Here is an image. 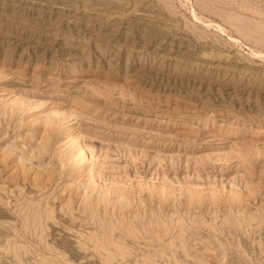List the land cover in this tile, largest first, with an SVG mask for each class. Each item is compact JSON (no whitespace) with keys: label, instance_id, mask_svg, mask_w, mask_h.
<instances>
[{"label":"rangeland","instance_id":"374dc122","mask_svg":"<svg viewBox=\"0 0 264 264\" xmlns=\"http://www.w3.org/2000/svg\"><path fill=\"white\" fill-rule=\"evenodd\" d=\"M0 178V264H264V0H0Z\"/></svg>","mask_w":264,"mask_h":264},{"label":"bare ground","instance_id":"6f19581e","mask_svg":"<svg viewBox=\"0 0 264 264\" xmlns=\"http://www.w3.org/2000/svg\"><path fill=\"white\" fill-rule=\"evenodd\" d=\"M13 95H14V94H13ZM16 100L18 101V99H16ZM13 101H14V100L12 99L11 102H13ZM15 102H16V101H15ZM17 104H18V103H17ZM22 104H23V103H21V104H19V105H22ZM38 107H39V106H38ZM69 116H70V115H69ZM38 119H39V118H38ZM43 121H44V119H43ZM43 121L41 120V122H43ZM45 121L47 122L46 119H45ZM46 122H45V124H44V125H45V128L48 127V126L46 127V124H48V122H47V123H46ZM54 123H55V122H54ZM55 124H57V122H56ZM48 125H49V124H48ZM50 125H53V124H50ZM50 125H49V126H50ZM53 126H54V125H53ZM56 126H57V125H56ZM56 126H55V128L57 129ZM51 127H52V126H51ZM58 127H59V125H58ZM34 128H35V127H34ZM45 128H44V129H45ZM49 128H50V127H49ZM49 128H47V129H49ZM52 128H53V127H52ZM52 128H51V129H52ZM51 129H49V130H51ZM53 129H54V128H53ZM53 129H52V130H53ZM47 131H48V130H47ZM53 131H54V130H53ZM57 131H58V130H57ZM54 132H55V131H54ZM54 132H53V133H54ZM53 133H52V134H53ZM32 134H33V133H32ZM52 134H51V135H52ZM37 135H38V137H37V141L35 140V141L37 142V144H36V145L34 144V145H35V150H31V149H30L29 151L26 150L27 153L25 154V155H26L25 158L30 157V159H32L35 155L37 156L38 153H39V154L41 153L40 155H42V153H45V152L48 151L50 142H49V144H48V138H47V136H45L43 133H42L41 135H39V134H37ZM46 135H48V134H46ZM35 139H36V138H35ZM51 139H52V138H51ZM34 143H35V142H34ZM18 144H19V143H18ZM14 145L16 146V144H14ZM25 146H27V144H26ZM18 147H19V146H18ZM23 147H24V146H23ZM6 148H7V147H6ZM8 148H10V147H8ZM20 148H21V147H20ZM20 148H19V149H20ZM10 149H11V148H10ZM14 149H15V148H14ZM81 149H82V148H81ZM83 149H84V148H83ZM50 150H51V148H50ZM85 150H86V149H85ZM9 152H10V151H9ZM21 152H22V151H21ZM77 152H78V151H77ZM82 152H83V151H82ZM82 152H81V154H82ZM13 153H16V152H13ZM13 153H11V154L13 155ZM19 153H20V152H19ZM24 153H25V152H24ZM81 154H79V155H81ZM70 155H71V154H70ZM70 155H69V156H70ZM79 155H78V157H73L74 159H72V160H73L75 163H80V162H81V158H80ZM38 156H39V155H38ZM7 157H8V156H7ZM13 157H14V156H13ZM11 158H12V157H11ZM34 158H36V157H34ZM42 158H43V157H42ZM8 159H9V158H8ZM18 159L21 160L19 157H18ZM30 159H29V160H30ZM36 159H38V158H36ZM72 160H71V161H72ZM39 161H40V160H39ZM71 161H70V162H71ZM83 161H84V160H83ZM48 162H49V161H48ZM49 163H50V162H49ZM1 164H2V163H1ZM44 164H45V163H44ZM8 166L10 167L9 170H8L9 173L6 174L5 176L3 175L4 177L1 176V177H2V180H1L2 185L6 184V181H7L8 179L10 180V178L12 179V177H13V175H14V176H15L14 178H15L16 180H18V182H19L20 185H21V184H25V186H26L27 182L25 181L26 178H25V176H24V174H23V173H24L23 168L21 169V166H19L15 161H10V162L8 163ZM40 166H41V165H40ZM42 166H43V165H42ZM47 166L49 167V164H47ZM25 167H26V166H25ZM27 167H28V166H27ZM27 167H26V168H27ZM75 167H76V166H75ZM26 168H25V169H26ZM28 168H29V167H28ZM30 168H32V167H30ZM72 168H74V167L72 166ZM77 168H78V167H77ZM79 169H80V168H79ZM79 169H78V170H79ZM75 170H76V169H75ZM31 171H32V170H29L28 173L31 172ZM50 171H51V170H50ZM57 171H58V170H56V172H57ZM46 172H47V171H46ZM51 172H53V171H51ZM5 173H7V172H5ZM47 173H49V171H48ZM81 173H82V172H81ZM87 173H88V172H87ZM46 175H47V174H46ZM28 176H29V175H28ZM34 176H35V175H32V177H31V175H30V176H29V178H30L29 180H31L32 178H34ZM48 176H49V174H48ZM50 177H52V176H50ZM50 177H49L48 179H51ZM86 177H87V176H86ZM86 177H85V178H86ZM92 177H93V176H92ZM92 177H91V178H92ZM85 178H84V179H85ZM93 178H94V177H93ZM0 179H1V178H0ZM15 179H14V180H15ZM39 179H40V176H39ZM39 179H38V181H39ZM41 179H42V178H41ZM41 179H40V180H41ZM75 179H76V177H75ZM95 179H96V178H95ZM95 179H94V180H95ZM14 180H13V181H14ZM33 180H34V179H33ZM33 180H32V181H33ZM82 180H83V179H82ZM96 181H97V179H96ZM18 182H17V183H18ZM24 182H26V183H24ZM33 182H34V181H33ZM1 183H0V184H1ZM10 183H11V182H10ZM8 184H9V183H8ZM31 184H32V183H31ZM35 184H36V183H35ZM48 184H49V180H48ZM93 184H95V182H94ZM12 185H13V184H12ZM33 185H34V183H33ZM33 185H31V186H33ZM38 185H39V183H38ZM44 185H45V184H44ZM81 186H82V185H81V183H80V184L78 185V187H77V190L79 191V193H82V192H83V191L80 190V187H81ZM96 186H98V185H96ZM0 187H1V186H0ZM6 187H8V186H6ZM28 187H29V186H28ZM34 187H36V186H34ZM10 188H11V187H10ZM13 188H14V187H13ZM13 188H12V189H13ZM15 188H17V187H15ZM15 188H14V189H15ZM18 188H19V187H18ZM22 188H23V186H22ZM30 188H31V187H30ZM43 188H44V187H43ZM87 188H90V186L87 187ZM96 188H97V187H96ZM100 188H101V186H100ZM102 188H103V187H102ZM2 189H3V188H2ZM5 189H7V188H5ZM33 189H34V188H33ZM35 189H36V188H35ZM109 189H110V188H109ZM109 189H106V190H109ZM8 190H10V189L8 188ZM17 190H18V189H17ZM20 190H21V188H20ZM23 190H24V189H23ZM36 190H37V189H36ZM106 190H105V193H106ZM32 191H33V190H32ZM89 191H90V190H89ZM95 191H96V193H94V195L92 196L93 198H90L91 201L89 202V205L87 204L88 208H90V209H91V207L94 206L93 203L98 204V203H100V202H101V203H102V202H103V203L105 202V203L108 204V205H109L110 203H113V204L121 205V206H123V207H124L125 204L128 203V201H127L122 195H120V194H118V197H117V198H119V199H118L117 201H113V200H112V196H111V195L115 194V192L117 193L116 190H115V192L113 191V192H114V193H113V192H112V189H111L110 191H111L113 194H110V193H109V194H107V196L105 195V193H104L102 190H99V188L95 189ZM118 191H121V190L119 189ZM123 191H124V190H122V193H123V194H124V193L126 194V191H124V192H123ZM6 192H7V190H6ZM9 192H10V191H9ZM28 192H31V191L28 190ZM73 192H74V191H73ZM76 192H77V191H76ZM76 192H75V193H76ZM107 192H108V191H107ZM12 193H13V192H12ZM25 193H26V192H25ZM79 193H78V194H79ZM84 193H85V192H84ZM122 193H121V194H122ZM72 194H73V193H72ZM72 194L70 193V195H72ZM76 194H77V193H76ZM78 194H77V195H78ZM87 194H88V192H87ZM73 195H74V194H73ZM77 195H76V196H77ZM83 195H84V194H83ZM85 195H86V193H85ZM85 195H84V196H85ZM88 196H89V195H88ZM116 196H117V195H116ZM213 196H214V195H213ZM89 197H90V196H89ZM113 197H114V196H113ZM76 198H78V197H75V198L73 197V200L76 199ZM83 198H84V197H83ZM83 198H81V199L83 200ZM86 198H87V197H85L84 199H86ZM114 198H115V197H114ZM114 198H113V199H114ZM69 199H70V198H69ZM71 199H72V198H71ZM71 199L69 200V202L71 201ZM86 200H87V199H86ZM72 203H73V202H72ZM85 203H86V201H85ZM90 203H92V205H91ZM50 205H51V204H50ZM69 205H70V204H69ZM100 205H101V204H100ZM54 206H55V205H54ZM97 206H98V205H97ZM101 206H102V205H101ZM101 206H100V207H101ZM121 206H120V207H121ZM71 207H72V206H71ZM84 207H85V206H84ZM84 207H83V209H84ZM108 207H109V206H108ZM113 207H114V210H115V206H113ZM120 207H119V208H120ZM123 207H121V208L123 209ZM50 208H51V207H50ZM69 208H70V207H69ZM88 208H87L88 212L92 210V209L89 210ZM97 208H98V207H97ZM104 208H105V207H104ZM116 208H117V207H116ZM119 208H118V209H119ZM54 209H55V207H54ZM93 209H95V208H93ZM112 209H113V208H112ZM87 210H86V211H87ZM54 211H55V210H54ZM93 211H94V210H93ZM94 212H95V211H94ZM52 213H53V212H52ZM47 214H48V213H47ZM47 214H46V216H47ZM49 214H51V213L49 212ZM53 214H54V213H53ZM54 215H55V214H54ZM50 216H51V215H50ZM50 216H48V218H49ZM55 217L58 218L57 215H56ZM59 218H60V217H59ZM59 218H58V220H59ZM51 219H52V218H51ZM53 219H54V217H53ZM63 220H64V219H62V221H63ZM66 222H67V221H66ZM70 223H72V222H70ZM70 223H69L68 225H70ZM65 224H67V223H65ZM73 225H74V224H73ZM70 226H71V225H70ZM67 227H68V226H67ZM72 228H75V227H72ZM91 237H92V236H91ZM99 243H100V242H99ZM100 244H101V243H100ZM100 246H102V245H100ZM103 246H104V244H103ZM96 247H97V246H96ZM103 249H105V248H103ZM101 250H102V249H101ZM107 257H109V256H107Z\"/></svg>","mask_w":264,"mask_h":264}]
</instances>
